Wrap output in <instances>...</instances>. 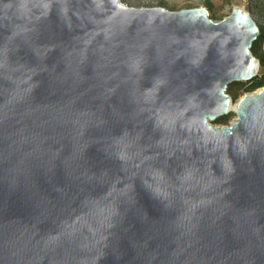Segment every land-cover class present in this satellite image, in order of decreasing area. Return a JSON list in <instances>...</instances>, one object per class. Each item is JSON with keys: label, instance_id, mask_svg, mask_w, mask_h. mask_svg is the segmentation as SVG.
Listing matches in <instances>:
<instances>
[{"label": "water", "instance_id": "water-1", "mask_svg": "<svg viewBox=\"0 0 264 264\" xmlns=\"http://www.w3.org/2000/svg\"><path fill=\"white\" fill-rule=\"evenodd\" d=\"M0 0V264H264V89L244 9Z\"/></svg>", "mask_w": 264, "mask_h": 264}, {"label": "rangeland", "instance_id": "rangeland-1", "mask_svg": "<svg viewBox=\"0 0 264 264\" xmlns=\"http://www.w3.org/2000/svg\"><path fill=\"white\" fill-rule=\"evenodd\" d=\"M122 4L133 9H153L162 8L170 12H181L182 10H194L196 8L205 9L209 15L210 19H213L215 23H220L227 17L232 15L234 9H244L247 11L255 24L259 26L260 29L264 30V0H121ZM207 4L209 7L207 8ZM210 8V9H209ZM256 59L264 58V39L261 40L260 49L257 51ZM258 76L264 75V63L259 64ZM243 84L247 83H231L229 84L227 94L230 95L233 101V107H236L239 100L244 95H252L256 92L249 93L246 92V88ZM243 85V86H242ZM264 88H260L261 90ZM229 120L227 122L216 121L213 123V127L223 128L229 127L230 123L237 119L233 110H230L228 116ZM225 118V117H224ZM222 119V118H221Z\"/></svg>", "mask_w": 264, "mask_h": 264}, {"label": "trees", "instance_id": "trees-1", "mask_svg": "<svg viewBox=\"0 0 264 264\" xmlns=\"http://www.w3.org/2000/svg\"><path fill=\"white\" fill-rule=\"evenodd\" d=\"M207 8L209 7V4L206 6ZM210 9V8H209ZM264 39V30L260 29V36L257 39V42L253 45L251 52L253 56L257 55V51L260 49V43L261 40ZM256 58V57H255ZM260 65L264 63V58L258 59ZM246 88V92L253 93L258 91L260 88H264V75L256 77L253 81L248 82L247 84H243ZM242 85V86H243ZM229 120V117H225L219 120V122H227Z\"/></svg>", "mask_w": 264, "mask_h": 264}, {"label": "bare ground", "instance_id": "bare-ground-1", "mask_svg": "<svg viewBox=\"0 0 264 264\" xmlns=\"http://www.w3.org/2000/svg\"><path fill=\"white\" fill-rule=\"evenodd\" d=\"M235 107H233V105H231V110H233Z\"/></svg>", "mask_w": 264, "mask_h": 264}]
</instances>
